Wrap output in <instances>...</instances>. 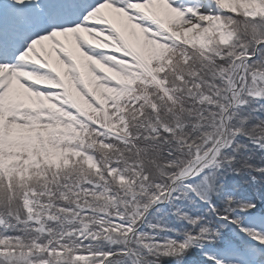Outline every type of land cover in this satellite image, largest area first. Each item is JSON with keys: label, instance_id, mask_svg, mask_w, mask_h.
<instances>
[{"label": "snow or ice", "instance_id": "6c2138e0", "mask_svg": "<svg viewBox=\"0 0 264 264\" xmlns=\"http://www.w3.org/2000/svg\"><path fill=\"white\" fill-rule=\"evenodd\" d=\"M264 0H0V264H264Z\"/></svg>", "mask_w": 264, "mask_h": 264}, {"label": "rangeland", "instance_id": "374dc122", "mask_svg": "<svg viewBox=\"0 0 264 264\" xmlns=\"http://www.w3.org/2000/svg\"><path fill=\"white\" fill-rule=\"evenodd\" d=\"M257 115H260V116L264 117V111L258 112ZM164 264H171V263H170V261L165 260Z\"/></svg>", "mask_w": 264, "mask_h": 264}, {"label": "trees", "instance_id": "16d2710c", "mask_svg": "<svg viewBox=\"0 0 264 264\" xmlns=\"http://www.w3.org/2000/svg\"><path fill=\"white\" fill-rule=\"evenodd\" d=\"M167 261H170L171 264H175V263H174L175 261H172V260H167Z\"/></svg>", "mask_w": 264, "mask_h": 264}]
</instances>
